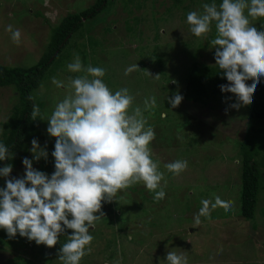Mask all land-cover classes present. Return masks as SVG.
Instances as JSON below:
<instances>
[{"label": "rangeland", "instance_id": "rangeland-1", "mask_svg": "<svg viewBox=\"0 0 264 264\" xmlns=\"http://www.w3.org/2000/svg\"><path fill=\"white\" fill-rule=\"evenodd\" d=\"M93 3L0 0V65H36L62 18ZM258 10L264 0H109L84 19L0 169V264H264V152L254 218L240 214L245 139L264 140L254 89L184 97L192 64L234 72L240 59L244 43L215 22L253 32ZM18 104L0 87V140Z\"/></svg>", "mask_w": 264, "mask_h": 264}, {"label": "trees", "instance_id": "trees-1", "mask_svg": "<svg viewBox=\"0 0 264 264\" xmlns=\"http://www.w3.org/2000/svg\"><path fill=\"white\" fill-rule=\"evenodd\" d=\"M108 2L109 0H94L92 5L79 13L68 14L62 18L53 28L48 51L36 65L29 68H7L0 65V87L14 88L19 99V104L2 124L4 133L0 140V169L22 142L30 125L34 109L32 91L40 86L47 68L60 55L70 39L82 30V21L98 15ZM262 15L264 12L258 10L257 16ZM215 25L223 30V37L231 32L244 43L240 59L234 72L192 64L187 74L184 97L193 102H206L219 95H234L237 91L253 88L249 117L264 119V19L256 30L249 33L244 32L238 22L228 24L226 21H216ZM258 133L264 137L263 133ZM255 137L260 136L248 133L242 149L244 155L241 163L240 214L246 220L254 218L261 188L260 172L254 157L264 152V140L257 142ZM252 145H255L253 150ZM249 146L250 149L247 150Z\"/></svg>", "mask_w": 264, "mask_h": 264}]
</instances>
